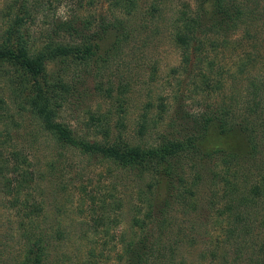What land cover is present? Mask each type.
Masks as SVG:
<instances>
[{
	"label": "trees",
	"instance_id": "obj_1",
	"mask_svg": "<svg viewBox=\"0 0 264 264\" xmlns=\"http://www.w3.org/2000/svg\"><path fill=\"white\" fill-rule=\"evenodd\" d=\"M93 1L76 0L79 10H70L67 18H57V42L42 48L37 49L27 41L23 19L9 25L7 32L0 36L1 78L11 90L17 108L29 112L43 131L56 141L59 149L98 157L118 170L133 173L140 185L133 209L132 227L136 235L130 237L123 249L127 264H145L149 259H158L159 264H162L160 261L172 264L184 244L194 246L190 242L196 240L186 239L185 229L168 235L173 226L170 218L174 206L189 215L199 211L200 193L207 180H214L216 184L210 198L209 222L216 223L230 240L237 234H253L248 217L264 203L263 102L255 109H243L246 112L222 103L209 110L197 111L186 110V105L180 106L170 117L165 130L158 134L156 142L144 144L133 143L126 137L123 117L113 124L112 110L90 112L89 120L85 122L89 134L86 137L63 120L64 112L73 105L72 100L81 96L78 84L81 70L89 72L92 66L106 64L117 56L120 48L129 41L131 21L140 13V0H107L109 14L94 21L84 20L80 14L86 10L88 2ZM193 1V6L185 5L177 13L173 42L181 52L182 74L194 81V92L212 93L211 97L218 96V99L226 93V84L219 80L216 72L218 53L232 42L231 36H238L240 31L250 35V26L263 17V1ZM60 2L62 0H57ZM240 46L242 44L238 43L237 52L243 48ZM56 62L57 80H54L49 67ZM252 64L253 59L248 53L238 55L234 67L237 75H246ZM98 87L105 92L102 85ZM251 88L258 92L257 95L264 92L254 83ZM120 91L122 97H117V112L123 113L126 87L121 86ZM115 93L114 89L108 91V98L114 99ZM177 96L174 100L181 105ZM4 112L9 115V109L2 105L0 136L11 131L9 120L13 116L5 117ZM170 112L171 107L162 102L153 123L146 114L139 136L147 138L150 127L164 124ZM5 150V146L0 147V180L9 190L14 188L15 201L19 204L36 180L30 171L29 157L18 150L6 156ZM208 165H215L214 170L208 169ZM10 175L16 177L15 182ZM217 181L221 183V191ZM22 206L23 211L30 210L28 201ZM171 236L175 242L167 243L166 238ZM211 244L214 249L208 264H216L220 238L214 237ZM262 252L263 255L252 256L246 264H264V248ZM46 255L44 241L37 240L21 264H43Z\"/></svg>",
	"mask_w": 264,
	"mask_h": 264
},
{
	"label": "rangeland",
	"instance_id": "obj_2",
	"mask_svg": "<svg viewBox=\"0 0 264 264\" xmlns=\"http://www.w3.org/2000/svg\"><path fill=\"white\" fill-rule=\"evenodd\" d=\"M194 3L193 0H140V13L130 23L129 41L106 64L94 65L89 72L81 70L78 80L81 96L72 100L73 105L66 109L63 120L86 137L89 134L85 122L89 120L90 112L112 110L113 124L123 117L126 137L133 143L144 144L156 142L158 134L165 130L170 117L180 106L186 105V110L197 111L209 110L222 103L246 112L243 109H255L264 103V92L257 95L258 92L251 88L254 83L264 90V14L250 26L249 36L240 31L219 51L216 72L219 80L226 84L227 94L216 99L218 96L212 98V93L194 92V81L182 74L181 52L173 42V23L178 11ZM70 10H79L76 0L74 3L70 0L60 3L57 0H0V36L7 32L9 25L23 19L27 41L37 49L42 48L57 42V18H67ZM109 10L107 0H94L91 4L88 2L80 15L84 20L94 21L109 14ZM238 43L243 48L237 52ZM241 53L251 55L253 64L246 75L238 76L234 67ZM193 68L195 70L196 66ZM49 71L57 80V62L50 65ZM2 75L0 71V106L9 109V115L4 112L5 117H13L9 120L11 131L0 136V147L7 148L6 156L18 150L29 157L30 171L36 181L18 204L14 188L9 190L0 180V264H21L37 240L44 241L47 249L43 264H127L123 249L130 237L136 235L132 227L133 209L140 185L133 173L118 170L98 157L59 149L56 141L43 131L29 112L17 108ZM99 84L105 92L99 90ZM121 86L127 90L123 113L117 112V97H122ZM113 89L116 96L110 100L108 91ZM175 96L183 98L182 101L179 98L181 105L174 100ZM162 102L171 107L165 123L150 127L147 138H141L139 130L143 117L147 114L149 122L153 123ZM261 110L264 111V106ZM214 166L208 165V169L214 170ZM11 178L15 182L16 177L10 175ZM215 185L214 180L205 182L199 197V211L195 215L173 207L170 218L173 226L168 235L185 229V238L196 241L190 242L193 247L184 244L172 264H208L214 237L220 238L216 264H246L252 256L263 255L264 203L248 217L253 234H237L230 240L216 223L209 222L210 198ZM217 185L221 191L219 181ZM25 201L30 210L24 212ZM173 237L165 241L173 243ZM150 262L159 264L158 259H149L145 264Z\"/></svg>",
	"mask_w": 264,
	"mask_h": 264
}]
</instances>
